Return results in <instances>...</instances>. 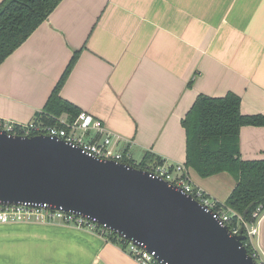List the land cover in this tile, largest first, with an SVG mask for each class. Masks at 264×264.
<instances>
[{
	"label": "crops",
	"instance_id": "crops-1",
	"mask_svg": "<svg viewBox=\"0 0 264 264\" xmlns=\"http://www.w3.org/2000/svg\"><path fill=\"white\" fill-rule=\"evenodd\" d=\"M75 52L60 95L121 135L135 163H185L182 119L199 94L234 92L243 114L264 115V0H62L1 63L0 117L35 120ZM239 146L264 159V126H243ZM187 171L219 202L234 188ZM0 264L140 263L87 228L16 222L0 223Z\"/></svg>",
	"mask_w": 264,
	"mask_h": 264
},
{
	"label": "water",
	"instance_id": "water-1",
	"mask_svg": "<svg viewBox=\"0 0 264 264\" xmlns=\"http://www.w3.org/2000/svg\"><path fill=\"white\" fill-rule=\"evenodd\" d=\"M25 202L96 219L155 251L162 263L253 264L243 231L231 235L211 210L148 170L101 160L44 134L0 132V204Z\"/></svg>",
	"mask_w": 264,
	"mask_h": 264
},
{
	"label": "trees",
	"instance_id": "trees-1",
	"mask_svg": "<svg viewBox=\"0 0 264 264\" xmlns=\"http://www.w3.org/2000/svg\"><path fill=\"white\" fill-rule=\"evenodd\" d=\"M62 0H3L0 3V65L55 10ZM78 53L75 52L61 78L54 87L44 108L36 114V121L55 124L66 114L73 120L81 111L60 95V89L71 73ZM192 82L189 83V86ZM186 133L185 167L207 178L227 172L235 180L234 188L223 204L252 222L259 206L264 210V159L244 160L240 153V131L243 126H264V115H245L241 112V98L234 92L221 97L199 94L182 119ZM152 156L147 153L140 163L144 168ZM162 162H159V164ZM95 231L108 241L127 248V240L98 226Z\"/></svg>",
	"mask_w": 264,
	"mask_h": 264
},
{
	"label": "built area",
	"instance_id": "built-area-1",
	"mask_svg": "<svg viewBox=\"0 0 264 264\" xmlns=\"http://www.w3.org/2000/svg\"><path fill=\"white\" fill-rule=\"evenodd\" d=\"M0 132H5L8 136L19 135L22 137L44 134L79 147L84 153L101 160L112 159L117 162L129 163L126 159H131L128 151L117 149L122 140L121 135L107 129L102 119L95 117L86 110H81L73 120L64 114L57 118L55 124L51 125H45L36 120L21 123L0 117ZM144 169L148 170L152 176L162 178L184 193L191 195L206 210H211L219 224L227 226L231 235H238L243 231L246 235L243 244L247 248L253 264H264L262 251L255 242V237L260 234L264 220L262 206H259L254 212L253 218L255 220L248 222L242 215L226 208L223 204H219L218 200L196 186L184 164H147ZM16 222H60L92 231H95L98 226H101L103 230H109L106 226L100 225L96 219L80 213L65 211L62 208L56 209L48 203L0 204V223ZM127 243L128 253L140 264H167L159 261L155 251L147 250L143 243L129 240Z\"/></svg>",
	"mask_w": 264,
	"mask_h": 264
},
{
	"label": "rangeland",
	"instance_id": "rangeland-1",
	"mask_svg": "<svg viewBox=\"0 0 264 264\" xmlns=\"http://www.w3.org/2000/svg\"><path fill=\"white\" fill-rule=\"evenodd\" d=\"M140 158H141V157H140ZM140 158H137V157H136V159H139V160H140ZM220 176H224V177H226L227 179L229 178V179H228V183L225 184L226 189H229V188L231 187V185H235V180H234L233 176L230 175L229 173L225 172V173H222V175H220ZM226 191H227V190H226ZM220 194L222 195L223 192H220ZM263 222H264V220H263ZM255 242H256L257 245L260 247V249H261V251H262V254H263V256H264V244L262 243V228H261L260 234H259L257 237H255Z\"/></svg>",
	"mask_w": 264,
	"mask_h": 264
}]
</instances>
